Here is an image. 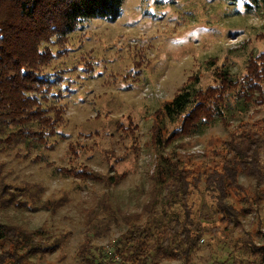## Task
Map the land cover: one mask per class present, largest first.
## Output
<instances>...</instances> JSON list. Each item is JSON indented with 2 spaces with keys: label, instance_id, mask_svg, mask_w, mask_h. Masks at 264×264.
Wrapping results in <instances>:
<instances>
[{
  "label": "rangeland",
  "instance_id": "obj_1",
  "mask_svg": "<svg viewBox=\"0 0 264 264\" xmlns=\"http://www.w3.org/2000/svg\"><path fill=\"white\" fill-rule=\"evenodd\" d=\"M68 38V53L51 63L67 69L58 85L65 119L50 139L52 146L26 156L20 148L2 157L0 219L42 228L41 246L57 244L25 256L23 264H80L83 244L111 245L110 238L125 227L122 213L140 210L159 153L202 175L217 163L238 125L264 123L263 103L163 147L155 144L152 129L154 114L189 77H197L196 87L213 83L209 62L239 76L252 55L264 52V0H125L115 21L87 19ZM77 169L84 172L79 177ZM112 174L117 179L107 184ZM239 180L252 193L253 179L243 174ZM101 200L115 209L117 223L93 209ZM192 200L211 217L206 228L218 222L202 185ZM255 218L253 210L242 229L252 230ZM203 238L192 264H210L238 251L232 238L208 232Z\"/></svg>",
  "mask_w": 264,
  "mask_h": 264
},
{
  "label": "trees",
  "instance_id": "obj_2",
  "mask_svg": "<svg viewBox=\"0 0 264 264\" xmlns=\"http://www.w3.org/2000/svg\"><path fill=\"white\" fill-rule=\"evenodd\" d=\"M124 2L0 0V177L5 154L21 148L26 156L50 148V139L64 124L65 105L60 102L64 94L58 85L67 69H56L51 63L68 53L69 34L90 18L115 21ZM208 64L214 66L213 83L196 87L197 77L194 81L189 77L154 114L156 145L163 147L177 138L200 135L215 122H227L229 117L264 103V52L252 55L245 73L239 76L226 66ZM175 123L178 126L167 132ZM238 127L223 143L217 163L202 175L190 165L183 168L178 160L159 153L153 172L147 176L140 210L122 213L125 227L107 242L111 243L109 251L88 241L83 244L86 247L79 249V263L158 264L164 260L192 264L194 252L208 232L228 241L232 238V246L238 250H230L210 264H264V215H259L264 208V123L244 122ZM82 173L74 171L77 177ZM243 174L253 179L252 193L239 180ZM116 179L110 175L107 184ZM200 185L217 215L218 222L211 221L209 228L204 222H210L211 217L203 208L195 209L192 200ZM93 209L108 215L107 222L117 223L113 220L115 209L105 201ZM253 210L255 227L244 231L242 221ZM40 241H46L42 228L0 219V264H23L25 256L40 249H56V243L41 246Z\"/></svg>",
  "mask_w": 264,
  "mask_h": 264
},
{
  "label": "built area",
  "instance_id": "obj_3",
  "mask_svg": "<svg viewBox=\"0 0 264 264\" xmlns=\"http://www.w3.org/2000/svg\"><path fill=\"white\" fill-rule=\"evenodd\" d=\"M105 250L109 251V246L108 245H106Z\"/></svg>",
  "mask_w": 264,
  "mask_h": 264
}]
</instances>
